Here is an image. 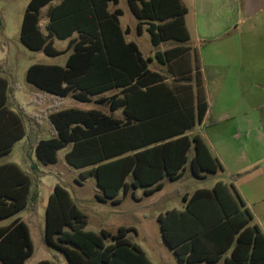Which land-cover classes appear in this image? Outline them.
Wrapping results in <instances>:
<instances>
[{
    "label": "trees",
    "instance_id": "1",
    "mask_svg": "<svg viewBox=\"0 0 264 264\" xmlns=\"http://www.w3.org/2000/svg\"><path fill=\"white\" fill-rule=\"evenodd\" d=\"M53 1L30 0L20 40L28 49L48 56L70 53L64 65H30L26 80L47 93L94 102L108 110L68 107L51 112L48 119L54 135L36 143L39 162L56 164L58 151L69 147L67 163L83 169L84 178L94 176L102 191L96 198L113 204L121 202V192L123 197L134 196V188H145L146 195L161 190L163 179L180 178L187 163L199 179L223 170L205 140L191 133L207 112L203 88L199 87L194 106L185 88L168 87L148 68L137 44L125 38L128 31L120 25L124 10L119 0H61L50 7L49 22L42 29L41 8ZM127 2L139 20L138 31L143 23L149 24L147 31L155 46L181 43L164 52L167 61L188 50L183 46L190 37L182 0ZM55 38L69 39L67 49L56 48ZM9 88L8 79L0 75V158L26 135L22 115L7 105ZM118 110L121 116H116ZM35 197L27 172L13 162L0 164V220L21 212ZM183 200V210L158 216L163 239L180 264H215L223 258L224 264H264V233L252 224L253 214L233 185L220 180L212 188L186 193ZM87 225L88 215L65 187L56 184L46 207L44 241L62 251L69 264H153L127 238L133 228L120 226L115 234L105 229L97 233L86 230ZM109 239L113 242L107 243ZM33 253L25 220L17 217L0 225V264H24Z\"/></svg>",
    "mask_w": 264,
    "mask_h": 264
},
{
    "label": "crops",
    "instance_id": "2",
    "mask_svg": "<svg viewBox=\"0 0 264 264\" xmlns=\"http://www.w3.org/2000/svg\"><path fill=\"white\" fill-rule=\"evenodd\" d=\"M60 1L54 0L41 8L39 25L42 29L49 22L50 7ZM182 3L187 8L185 25L190 37L183 44L188 50L182 56L167 61L164 52L181 43L168 41L155 46L147 31L148 23H143L141 32L135 16V22L131 21L133 27L123 25L121 18L125 11L119 16L121 28L128 31L126 40L137 44L148 68L168 87L185 88L184 94L189 95L194 106L198 89L203 88L207 112L191 133L199 134L222 163L223 170L215 174L227 175L229 180L220 178L216 182L221 180L233 185L253 214L252 224L258 225L264 233V0H182ZM109 8L113 10L114 6ZM21 24L22 21L19 30ZM145 34H149L154 46L148 54L138 42L130 39ZM60 41H65V46L61 49L55 47L67 49L69 39ZM168 43L171 45L165 47ZM143 45L149 46V40L143 39ZM69 53L70 50L63 54L68 57ZM108 94L110 92L105 95ZM38 107L32 106L33 117ZM115 114L121 116L122 111ZM28 120L32 118L28 117ZM255 206L260 207L259 212L254 210ZM184 207L183 200L180 208L172 209L183 210ZM228 253L230 255V251L225 257L229 256ZM221 261L224 264V258L215 264Z\"/></svg>",
    "mask_w": 264,
    "mask_h": 264
},
{
    "label": "rangeland",
    "instance_id": "3",
    "mask_svg": "<svg viewBox=\"0 0 264 264\" xmlns=\"http://www.w3.org/2000/svg\"><path fill=\"white\" fill-rule=\"evenodd\" d=\"M30 0H0V74L9 81L8 106L20 113L25 121L27 134L16 142L10 154L0 158V164L13 162L21 166L32 178V192L37 197L30 198L27 207L21 212L1 219L0 225H7L15 218L20 217L29 225L34 244L33 255L24 264H35L40 260L48 259L52 264H69L65 254L48 246L44 241L45 213L49 196L56 184L65 187L71 194L79 208L88 215L86 230L99 233L102 229L115 234L120 226L131 227L127 234L132 242L145 250L153 264H180L172 249L163 239L158 216L172 208H180L183 205V196L193 193L198 188H211L216 181L222 178L229 180L227 175L222 177L209 174L205 179H199L192 175L189 163L184 174L176 179H163L164 187L151 195L144 193L143 187L134 188V196L130 193L123 197L122 192L119 204H113L110 200L101 202L96 194L101 193L96 178L82 176L83 169L70 166L65 158L69 147L58 151L56 164L44 165L40 163L35 154V145L41 139H47L54 135V128L48 119V112L68 108H101L107 111L105 106L94 102H80L68 97H58L47 93L30 84L26 80V71L34 63H52L64 65L67 55L48 56L43 51H32L20 40L19 26L23 19V13ZM125 14L121 20L124 26L135 22V17L130 11L127 0H119ZM149 40V46L143 45V39ZM141 46L145 54L154 49L149 34L130 38ZM65 41L56 39L55 46L63 48ZM165 47L171 43L165 44ZM46 97L45 99H43ZM32 106L38 110L32 116ZM31 117L32 120H28ZM208 125L204 126V130ZM194 154L191 149L189 156ZM131 181V178L128 179ZM260 207L254 210L259 212ZM113 240H107L112 243ZM229 255V253L227 254ZM184 264V263H183ZM218 264H223L221 261Z\"/></svg>",
    "mask_w": 264,
    "mask_h": 264
}]
</instances>
